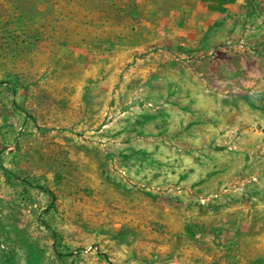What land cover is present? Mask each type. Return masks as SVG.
Returning <instances> with one entry per match:
<instances>
[{
    "label": "rangeland",
    "instance_id": "obj_1",
    "mask_svg": "<svg viewBox=\"0 0 264 264\" xmlns=\"http://www.w3.org/2000/svg\"><path fill=\"white\" fill-rule=\"evenodd\" d=\"M181 1L0 0V264H264V8L213 71Z\"/></svg>",
    "mask_w": 264,
    "mask_h": 264
},
{
    "label": "crops",
    "instance_id": "obj_2",
    "mask_svg": "<svg viewBox=\"0 0 264 264\" xmlns=\"http://www.w3.org/2000/svg\"><path fill=\"white\" fill-rule=\"evenodd\" d=\"M252 6L264 8V0H182L178 7L161 14L164 26L174 37L170 45L175 39L185 45H207L211 49L208 54L216 51L208 59L211 61L209 68L215 71L219 65L229 63L233 57L231 47L242 45L244 39L236 34L241 29L235 24L236 19L246 17ZM260 15L257 26L262 29L264 16L262 19ZM241 62L245 60L242 58Z\"/></svg>",
    "mask_w": 264,
    "mask_h": 264
}]
</instances>
